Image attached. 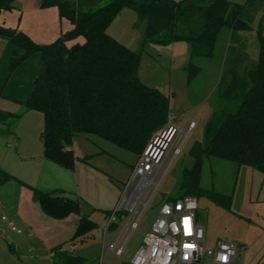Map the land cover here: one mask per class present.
I'll return each instance as SVG.
<instances>
[{
	"label": "trees",
	"instance_id": "trees-1",
	"mask_svg": "<svg viewBox=\"0 0 264 264\" xmlns=\"http://www.w3.org/2000/svg\"><path fill=\"white\" fill-rule=\"evenodd\" d=\"M14 2L0 0V8L12 9ZM41 6H56L60 16L70 20L73 28L49 44H39L27 33L13 31L11 40L23 54L19 56L15 51L10 70L14 71L35 53L42 54L43 69L34 81L25 106L44 115L41 140L47 159L73 170L77 156L72 145L80 135L97 136L139 154L151 134L168 122L169 97L139 76L141 53L107 32L114 19L129 8L146 21L143 45L177 41L191 44V60L186 66L189 80L201 71L192 58H213L223 28L230 30L233 45L239 46L232 47L217 86L218 110L206 124L204 139L195 141L190 148L194 166L187 170L191 178L181 188L194 195L207 193L200 186L204 158L229 160L264 175V13L256 30L257 60L242 68L236 65L239 59L247 57L246 44L239 33L253 30L264 0L242 3L233 0H109L87 10L78 9L70 0H41ZM80 37L84 39L82 42L73 43ZM21 117V113L0 110V122L9 126ZM92 156L86 155L83 159L88 161ZM15 178L0 167V185ZM30 188L34 200L40 202L46 214L55 218L81 214L79 199L66 196L62 191ZM214 196L224 205H229L232 199L222 194ZM96 227L88 215L81 214L76 237ZM54 253L59 260L53 264L83 262L61 245L54 248Z\"/></svg>",
	"mask_w": 264,
	"mask_h": 264
},
{
	"label": "rangeland",
	"instance_id": "rangeland-1",
	"mask_svg": "<svg viewBox=\"0 0 264 264\" xmlns=\"http://www.w3.org/2000/svg\"><path fill=\"white\" fill-rule=\"evenodd\" d=\"M233 1L242 3L245 0ZM263 13L264 8L258 11L253 30L239 33L246 44L247 54V57L237 61L236 65L241 68L257 60L259 42L256 30ZM129 20L125 18L120 22H114L116 23L114 32L119 34L125 44H128L126 46L141 53L140 78L169 97L170 115L181 119L182 132L177 136L161 167L153 176V183L145 192L144 201L152 197L148 209L141 215L143 208L139 206L137 212L129 213L120 221L122 228L129 222L125 234V238L128 237V244L123 255L118 256L112 251L110 257L115 262L118 261L117 263L129 262L145 234L151 230L161 204L170 197L193 195L199 203L197 216L200 224L205 228L208 247L214 246L218 240L247 245L254 249L251 255L252 264H264V176L262 172L250 166H239L229 160L204 158L200 186L207 193L194 195L181 188V185L191 178L187 170L194 166L195 160L190 155V148L195 141L204 139L206 122L219 107L217 86L227 67L231 49L237 46L232 43L230 30L222 29L213 58L203 56L192 58V61L200 66L201 71L195 78L189 80L186 66L191 60V44L186 41H177L170 44L143 45L146 21L137 15V19L128 27ZM123 40L120 39L121 43L124 42ZM240 50L239 53L243 56V51ZM8 75L10 76V73ZM16 82L20 83L19 80ZM191 120L196 121V126L186 136L185 132L189 130ZM23 121L21 126L23 134L40 145L39 133L44 127L42 113L29 112ZM160 129L151 134L139 154H133L97 136L80 135L74 139L72 149L77 156L75 168L67 169L65 173H68L71 179L66 176L63 180L70 188L69 194L80 198L82 212L90 214L91 218L102 227L107 224L106 212L114 211L120 204L125 193L124 183L131 176L135 161H138L153 135ZM35 130L38 131L35 133ZM178 148L180 153L176 154ZM0 150L4 151L1 143ZM86 155H93L88 162L83 159ZM25 161L24 159L23 162H17L20 167L17 164L16 169L20 173L49 178L46 167L42 166V161L47 163L45 160ZM13 175L21 177L15 173ZM215 194L231 196L230 204L224 205L218 202ZM0 218L5 222L11 220L10 214L3 209V205L0 206ZM138 219L137 227L132 230L131 224Z\"/></svg>",
	"mask_w": 264,
	"mask_h": 264
},
{
	"label": "crops",
	"instance_id": "crops-1",
	"mask_svg": "<svg viewBox=\"0 0 264 264\" xmlns=\"http://www.w3.org/2000/svg\"><path fill=\"white\" fill-rule=\"evenodd\" d=\"M70 1H73L78 9L87 10L104 5L109 0ZM137 15V12L132 9H124L110 24L108 33L119 41L120 39L123 40L118 33L114 32V28H116L114 22L128 18L130 20L127 26L130 27L133 21L137 19ZM72 28V22L61 17L56 6L42 7L41 0H15L12 9L0 8V103L2 102L0 110L5 109L4 111L22 114V117L11 126L5 122H0V143L4 150H0V166L3 167L2 169H7L6 171L9 170L22 177L19 178L14 175L15 179L0 185V206L3 205V209L10 214L11 219L5 222L0 218V236H2L0 238V264H53L54 261L59 260L54 253V248L59 245L69 254L82 258V264H121L110 257L112 254L110 252L113 251V254L121 256L128 244V237L126 239L125 234L129 222L124 228L120 226V221L128 216L127 213H121L116 220L109 222L110 214L107 212L112 213L113 211H107V224L105 226L108 228L99 231L102 226L93 220L90 214L82 212L81 204V214L88 215L97 224V227L83 236L76 237L81 214L71 213L63 218H55L46 214L40 202L34 200L33 191L30 188L37 185L38 188L41 187L40 189L45 191H62L64 195L80 201L79 197L69 194L68 189L70 188L66 186L65 180H63V178L66 179V176L71 179L68 173H65L67 169L44 156V145L41 140V132L44 127L39 133L40 145L29 140L28 136L22 132L21 126L25 116L29 112L38 111L27 110L25 103L33 91L35 79L42 72L43 58L40 52L35 53L11 72V58L15 51L21 56L23 50L13 44L10 35L13 31H22L39 44H49ZM83 40V37H80L73 43ZM122 43L125 44V41ZM224 57L226 56L224 55ZM18 80L20 83L16 82ZM176 119L180 124L181 119L179 120V117ZM36 131L38 130H35V133ZM24 159L26 161L28 159L45 160L47 163L42 161V166L46 167L49 178L36 177V174L29 176V174L20 173L16 169L19 165L17 162H23ZM11 223L16 229H13ZM97 238L100 239L97 240ZM121 247L123 248L122 253L117 254L116 250ZM244 247L245 249L231 264L253 263L251 255L254 249L247 245ZM122 263L131 264V259L129 262L124 261Z\"/></svg>",
	"mask_w": 264,
	"mask_h": 264
},
{
	"label": "built area",
	"instance_id": "built-area-1",
	"mask_svg": "<svg viewBox=\"0 0 264 264\" xmlns=\"http://www.w3.org/2000/svg\"><path fill=\"white\" fill-rule=\"evenodd\" d=\"M196 122L189 121V132ZM182 127L175 116H169L164 127L157 131L136 162L132 174L125 185L124 196L118 207L109 215V222L117 219L121 213H135L142 206L141 215L148 209L151 198L144 201L147 188L153 183V176L161 167L172 148ZM180 153V148L176 154ZM199 208L195 196H181L165 200L159 210L151 230L148 231L131 259V264H231L239 253L245 249L243 245L226 240H218L214 246L208 247L206 231L197 216ZM140 219V218H139ZM139 219L131 224L132 230ZM188 221L186 233L184 221ZM13 229L15 226L11 223ZM100 227L99 231L107 230ZM192 245L193 247H186ZM123 248L116 250L121 254Z\"/></svg>",
	"mask_w": 264,
	"mask_h": 264
},
{
	"label": "snow or ice",
	"instance_id": "snow-or-ice-1",
	"mask_svg": "<svg viewBox=\"0 0 264 264\" xmlns=\"http://www.w3.org/2000/svg\"><path fill=\"white\" fill-rule=\"evenodd\" d=\"M184 223H185V229H186V233H187L189 231L188 230V221L185 220ZM186 247H193V246L192 245H186Z\"/></svg>",
	"mask_w": 264,
	"mask_h": 264
}]
</instances>
